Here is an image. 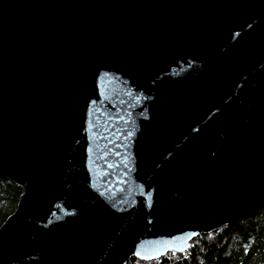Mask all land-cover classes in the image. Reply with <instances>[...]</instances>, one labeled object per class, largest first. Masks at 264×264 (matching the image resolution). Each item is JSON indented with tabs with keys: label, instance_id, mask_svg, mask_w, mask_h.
Segmentation results:
<instances>
[{
	"label": "water",
	"instance_id": "water-1",
	"mask_svg": "<svg viewBox=\"0 0 264 264\" xmlns=\"http://www.w3.org/2000/svg\"><path fill=\"white\" fill-rule=\"evenodd\" d=\"M0 177V264L159 260L247 215L264 0H0Z\"/></svg>",
	"mask_w": 264,
	"mask_h": 264
},
{
	"label": "trees",
	"instance_id": "trees-1",
	"mask_svg": "<svg viewBox=\"0 0 264 264\" xmlns=\"http://www.w3.org/2000/svg\"><path fill=\"white\" fill-rule=\"evenodd\" d=\"M21 186L0 177V227L19 202ZM7 210H4L6 206ZM187 252L126 264H264V201L237 221L191 240Z\"/></svg>",
	"mask_w": 264,
	"mask_h": 264
},
{
	"label": "rangeland",
	"instance_id": "rangeland-1",
	"mask_svg": "<svg viewBox=\"0 0 264 264\" xmlns=\"http://www.w3.org/2000/svg\"><path fill=\"white\" fill-rule=\"evenodd\" d=\"M9 206H10V205L6 206L4 210H7L6 208L9 207ZM191 244H192V242H191ZM168 253H169V252H168ZM168 253H167V254H168ZM169 254H170V253H169ZM173 254H174V253H173ZM139 260L141 261V259H139Z\"/></svg>",
	"mask_w": 264,
	"mask_h": 264
},
{
	"label": "snow or ice",
	"instance_id": "snow-or-ice-1",
	"mask_svg": "<svg viewBox=\"0 0 264 264\" xmlns=\"http://www.w3.org/2000/svg\"><path fill=\"white\" fill-rule=\"evenodd\" d=\"M138 255H139V253H137ZM145 258H147V257H145Z\"/></svg>",
	"mask_w": 264,
	"mask_h": 264
}]
</instances>
